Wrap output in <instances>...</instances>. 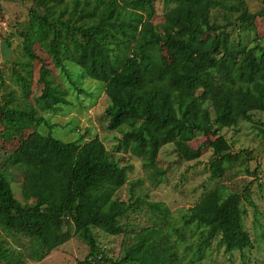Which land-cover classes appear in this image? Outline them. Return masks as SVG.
I'll use <instances>...</instances> for the list:
<instances>
[{"label":"trees","instance_id":"1","mask_svg":"<svg viewBox=\"0 0 264 264\" xmlns=\"http://www.w3.org/2000/svg\"><path fill=\"white\" fill-rule=\"evenodd\" d=\"M154 1L31 0L28 17L17 29L28 79L12 69L21 89L18 99L10 93L5 98L0 86V136L18 137L8 160L23 171L25 202L14 196L7 174L0 172V228L31 239L32 257L36 247L43 257L76 234L89 247L76 264H147L160 258L169 240L167 232L148 225L135 232L136 243L120 260L105 255L94 229L124 233L122 218L139 210L144 199L117 198L128 166L119 165L101 140L63 141L36 130L44 122L39 108L53 113L69 101L34 53L35 44L62 73L79 66L83 76L102 82L107 126L122 132L116 149L140 157L144 167H155L159 150L169 143L185 160L198 158L208 147L210 178L220 177L238 155L229 152L219 130L240 120L254 122V111L264 114V36L254 30L257 12L248 10L245 0H163L159 30L152 20ZM249 32L254 36L245 41ZM35 59L40 61L38 107L28 101ZM253 126L264 146V119ZM27 129L31 132L24 136ZM200 134L205 142L191 147L189 141ZM248 192V187L240 193L217 184L186 209L183 223L204 228L200 247L219 237L226 252L238 249L244 259L243 250L253 246L240 205ZM148 207L156 218H166V205ZM6 242L0 233V264H21Z\"/></svg>","mask_w":264,"mask_h":264},{"label":"rangeland","instance_id":"2","mask_svg":"<svg viewBox=\"0 0 264 264\" xmlns=\"http://www.w3.org/2000/svg\"><path fill=\"white\" fill-rule=\"evenodd\" d=\"M245 4L248 10L257 12L254 30L259 36H264V0H245ZM30 5L31 0H0V86L5 98L10 93L18 99L21 94L12 69L26 77L25 66L21 65L26 59L21 52V38L17 29L26 21ZM154 7L152 20L160 30L164 25L163 14L166 5L163 0H155ZM253 36L254 32H249L244 40H251ZM5 41L9 44L5 45ZM33 48L34 53L51 69L55 80L66 90V98L69 101L53 113L43 112L39 108L44 122L37 126L36 130L63 141L82 139V142H85L93 138L101 140L119 165L128 166L126 182L117 190V198L123 201H129L133 197L144 199L139 205V210L130 211L122 218L124 233L113 236L94 229L98 244L104 249L107 257L114 262L120 260L125 250L136 243L135 232L140 227L152 225L155 230L167 232L169 240L164 244L165 249L161 250L160 258L148 259L147 264H154L163 259L168 262L172 260L171 263L174 264H264V146L261 134L253 126L264 119L263 113L254 111V122L240 120L232 127L219 130L229 143V152L238 155L233 162L226 164L220 177L210 178L208 162L212 157V150L208 147L202 149L198 158L185 160L175 151L174 145L169 143L159 150L155 167H144L140 157L132 155L129 151L116 149L122 132L107 126L108 118L104 108L108 98L102 82L83 76L79 66H68V72L62 73L37 44ZM164 58L168 62L165 54ZM39 65L38 59L32 61L29 77L32 92L28 101L36 107L41 89V85L36 82ZM3 102L4 100L1 101ZM1 128L0 123V130ZM29 132L31 129L25 130L24 136ZM203 142L205 135L200 134L189 141V145L197 148ZM17 144L18 137L5 139L0 136V172L7 174L14 196L25 202L21 193L23 171L8 160ZM217 184H223L227 191L241 193L245 187L249 189L240 205L244 210L243 225L251 237L253 246L243 250L244 259H241L238 249L226 252L219 237L213 238L207 246L200 247L201 232L204 228L195 223H183L186 209ZM149 203L166 205V218H156L158 213L149 209ZM0 233L19 255L21 264H76L83 260L89 250L81 237L71 234L67 241L46 252L43 257L42 249L36 247L33 249L36 257H32L31 239L23 234L9 235L1 228ZM101 264L107 262L102 261ZM128 264H139V260L130 261Z\"/></svg>","mask_w":264,"mask_h":264}]
</instances>
